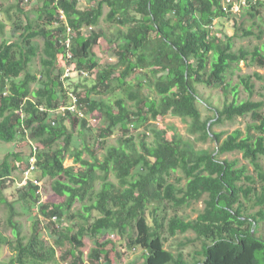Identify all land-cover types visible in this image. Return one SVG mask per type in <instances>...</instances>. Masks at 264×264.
I'll list each match as a JSON object with an SVG mask.
<instances>
[{"label": "trees", "instance_id": "1", "mask_svg": "<svg viewBox=\"0 0 264 264\" xmlns=\"http://www.w3.org/2000/svg\"><path fill=\"white\" fill-rule=\"evenodd\" d=\"M23 1L15 0L22 13L19 4ZM39 2L37 18L25 17L19 41L0 44V141L13 143L17 136L33 141L35 171L39 180H50L52 195L41 198L40 185L30 180L18 187L22 212L30 216V234L25 236L15 220L20 213L3 198V190L15 183V172L28 167L32 146L29 142L27 150L17 148L0 159V202L8 211L6 223L12 233L9 239L0 232V248L10 245L13 250L7 264H107L118 238H127L128 247H141L144 264H261L260 252L264 262V238L258 235L264 224V186L255 191L253 206L259 209L244 212L240 197L249 200L256 180L238 160L219 158L240 152L264 182L260 165L264 160V102L237 101L239 85L252 93L250 76L240 77L234 86L226 79L233 65L248 58L264 67V54L258 47L251 52L234 51L232 36L224 35V40L221 32L212 30L215 19L232 12V3L89 0V5L80 7L76 0ZM104 6L109 8L106 19L116 26L111 42L116 62L100 67L92 48L101 34L94 30L84 34L81 29L97 26ZM253 9L250 5L248 12L254 17ZM58 10L65 20L58 17ZM66 25L72 30L69 62L60 44ZM3 28L0 23L1 32ZM15 28L20 30L18 25ZM36 39H42L41 45ZM38 56L42 69L33 71ZM67 64L89 72L97 69L93 84L80 92V84L73 79H61ZM144 73L151 77L152 94L147 96L141 92L147 85ZM132 74L137 81L126 87ZM195 84L218 88L233 97L216 108L212 117L203 118ZM116 89L120 90L113 99L101 97ZM69 92L76 94L78 105L95 120L92 127L102 123L94 146L105 149L101 159L85 141L83 131L90 130L87 120L69 110L55 112L70 103ZM167 115L186 121L194 140L175 132L168 137L167 130L156 129H152L150 142L145 134L137 144L125 137L129 126L136 128ZM247 115L252 123L246 133L235 129L222 138V133L211 130L223 120ZM117 129V143L106 145L105 140ZM76 136L80 145L75 144ZM208 139L215 140L216 147H196V142ZM67 154L73 165H64ZM176 172L182 175L172 179ZM109 173L116 182L109 180ZM77 201L81 208L71 213ZM199 201L203 208L195 218L168 214L169 209L190 208ZM65 219L74 222L63 228ZM164 232L170 237L192 232L194 237H187L172 251L164 247ZM84 237L93 242L86 257ZM197 240L200 249L188 261L183 248Z\"/></svg>", "mask_w": 264, "mask_h": 264}, {"label": "rangeland", "instance_id": "2", "mask_svg": "<svg viewBox=\"0 0 264 264\" xmlns=\"http://www.w3.org/2000/svg\"><path fill=\"white\" fill-rule=\"evenodd\" d=\"M40 0H28L23 1L20 5L25 12L22 13L15 6V0H0V23L4 25L3 31H0V44L7 41H19V32L22 31V27L25 25L26 20L25 17L28 16L30 19L37 18L36 7L39 5ZM222 4L226 6L227 3H232V12L228 13V16H224L222 18H217L213 21V32L218 33L221 32L224 40H226L227 36H232V49L234 51H238L239 49H245L251 52L255 47H258L262 50L264 54V0H221ZM78 6H87L89 5V0H76ZM250 5L254 6V9L251 10L252 13H255L254 17L250 15L248 12ZM109 11L107 6L103 7V14L99 21V24L93 27L94 31H98L101 34L100 39L97 44H95L92 48L93 55L100 65V67H107L108 65H113L116 62V54H115V45L112 44V41H115V33L116 26L110 23L106 19V15ZM58 15V14H57ZM15 25L20 26L19 28H15ZM91 30L85 29V34H89ZM111 39V40H110ZM36 42L41 45L42 39H36ZM209 66V65H208ZM33 71H37L42 69L41 58L38 56L34 59L32 67ZM97 69H93L92 72H89V75L86 77H78L76 80L72 81L73 83L80 84V88L78 89L80 92L85 91V89L89 88L94 80L95 73ZM146 75V73H144ZM144 77L146 79V86L142 89V94L147 96L152 94V90L150 87L151 77L147 74ZM250 76L251 83L253 84L252 93L249 94L248 91L242 86H238V94L237 101L251 99V100H262L264 102V67H259L256 64L252 63L248 58L247 60L240 61L239 64L233 65L226 74V79L230 85L234 86L239 83L240 77ZM135 74H132L127 78V85L132 84L133 86L136 83ZM72 85V84H71ZM34 87V86H33ZM196 94L198 98V107L202 113L203 118L212 117L216 108H221L225 100L230 101L232 99V94H224L223 90L218 88L207 87L204 84H195ZM120 89H116L111 92L109 95H103L101 97L107 98L109 96L110 99H113L114 95L119 92ZM124 100H127L126 97ZM129 107L131 106V102L127 101ZM262 113L264 115V106L262 109ZM252 123V119L249 115L244 117H236L233 120H223L219 123L214 124L211 127L212 132L214 133H222V138H224L227 134L231 133L235 129H240L243 133H246V127L248 124ZM102 123H97L93 127H90V130H84L83 133L85 135V141L87 145L94 149L97 157L99 159L104 155L105 149H95V139L99 133ZM130 127V130L127 132L125 137H132L133 141L137 144L141 139L142 135H146V141L150 142L153 139L152 129L156 130H167V136H171L174 132L181 135L183 139L188 140L189 138L194 140L193 137L188 133V125L187 122L182 120L180 117H176L173 115H167L165 117H159L155 121H150L147 124H141L138 127ZM80 126L78 125L76 128L75 135L79 133ZM212 135V133H211ZM120 136L119 130H115V132L108 137L106 141V145L108 144H116L117 139ZM75 144L80 145V137L76 136ZM32 142L28 136L25 138H21V136H17L15 141L12 143H7L0 141V159L9 151H15L17 148H22L23 150L28 149V143ZM197 148H208L212 149L216 147L217 143L215 140L208 139L205 142H196ZM83 157L87 158L88 154L84 153ZM220 159H236L238 160V165H245L248 169V173L252 174L256 180L254 184L255 190L250 194L249 200L240 197V201L242 202L245 211L247 213H254L259 208L257 206H253L255 191L258 192L262 189L261 186H264V182L260 181L258 175L254 171L253 166L249 163L248 160L244 159L240 152H229L222 155H219ZM73 158L68 154L65 157L64 165L70 166L73 165ZM260 165L264 171V160H260ZM78 166V164H76ZM22 172H15L13 174L14 181L12 185L3 190V198L7 201L14 203L15 209L20 213L16 216V221L21 225V230L25 236L30 234V216L28 214H24L22 212V207L18 202V186L17 182L21 179ZM180 172H176L172 179L181 176ZM33 179H37L40 182V195L41 198H49L52 195V191L50 189V180L48 178L41 177L42 180H39V174L34 173L32 175ZM109 180L116 182V179L112 173L108 175ZM185 183V179H182L180 184L183 185ZM100 187V182H97L95 185V189L98 190ZM81 208V202H75L73 207L71 208V213L78 212ZM203 208L202 201L194 203L190 208H181L179 210L173 211L171 209L168 210V214H177L183 218H195L199 211ZM8 216V211L6 206L0 202V232L12 239L11 229L6 223V219ZM74 221L70 219H65L61 222V227H68ZM258 235L264 238V224L259 227ZM165 237L164 247L166 249L176 251L177 244L181 241H184L187 237L192 238L194 234L192 232H187L186 234H178L173 237L167 235L166 232L163 233ZM114 237V236H113ZM112 237V238H113ZM47 238V237H46ZM118 244L115 245V249H110V246H107L110 249L109 252V263L107 264H144L143 262V251L141 247H128L127 238L120 239L118 238ZM84 247L82 248L84 252V257L90 247L93 245L92 240L89 237H84ZM49 243V240H48ZM123 243V244H122ZM200 240H197L193 243H189L183 248L184 255L188 261H192V257L195 254V251L200 249ZM120 247H122L121 250ZM113 250V251H112ZM13 255V250L10 245H3L0 248V264H7L10 257ZM259 259L261 264L264 262L263 260V252H260ZM85 264H89L86 262Z\"/></svg>", "mask_w": 264, "mask_h": 264}, {"label": "built area", "instance_id": "3", "mask_svg": "<svg viewBox=\"0 0 264 264\" xmlns=\"http://www.w3.org/2000/svg\"><path fill=\"white\" fill-rule=\"evenodd\" d=\"M28 1V0H24ZM58 17L62 20H65V16L62 12V10H58L57 12ZM66 24V23H65ZM85 29L91 30L93 29L92 26L89 27H83L81 31L85 34ZM60 44L64 48L65 52V60L67 62L71 61L72 59V53H71V44H72V30L68 25H66V29L63 32V35L60 39ZM92 72V71H91ZM89 75V71L85 69H79L72 67L71 65L67 64V66L63 69V73L60 76L61 79L66 80L68 78L76 80L78 77H87ZM69 104L67 106H60L56 109V113L58 114H65V111L69 110L72 113L76 114V116L80 119L85 118L87 120V127H92L95 120L92 117L87 116L84 111L81 109V106L78 105V97L76 94L69 92ZM32 146V155L28 158V167L22 172L21 179L19 182H17L18 187L23 186L27 181H32L34 184L40 185V182L37 179H33L32 175L36 172V156L34 155L35 152V145L30 142ZM40 191V189H39ZM113 237V235H111ZM124 250V249H121Z\"/></svg>", "mask_w": 264, "mask_h": 264}]
</instances>
